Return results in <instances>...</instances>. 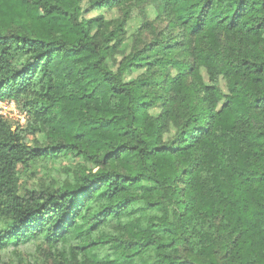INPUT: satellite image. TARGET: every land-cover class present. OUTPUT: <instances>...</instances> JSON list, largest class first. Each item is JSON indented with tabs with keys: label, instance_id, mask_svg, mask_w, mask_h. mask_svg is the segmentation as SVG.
I'll return each mask as SVG.
<instances>
[{
	"label": "trees",
	"instance_id": "obj_1",
	"mask_svg": "<svg viewBox=\"0 0 264 264\" xmlns=\"http://www.w3.org/2000/svg\"><path fill=\"white\" fill-rule=\"evenodd\" d=\"M87 2L118 15L0 0V100L32 119L0 117V251L42 240L67 248L57 264H264V0ZM35 128L46 140L30 146ZM69 153L73 180L19 189L20 167Z\"/></svg>",
	"mask_w": 264,
	"mask_h": 264
},
{
	"label": "rangeland",
	"instance_id": "obj_2",
	"mask_svg": "<svg viewBox=\"0 0 264 264\" xmlns=\"http://www.w3.org/2000/svg\"><path fill=\"white\" fill-rule=\"evenodd\" d=\"M88 0H80L81 14L85 18L103 15L106 18H116L118 13L117 10H106V9H91ZM138 10L137 7L132 8V12L136 14ZM147 17L149 19L154 18L153 9L150 6L145 8ZM140 21L136 18L131 21V24H127L125 26L126 37L122 42L119 50H124L127 52L129 50V45L132 40V33L139 26ZM158 26L164 24V22L156 23ZM115 58L119 59L120 55H115ZM107 64L112 69L115 68V62L111 59H107ZM173 73V72H172ZM203 82L208 84V77L201 70ZM216 85L223 92H227L226 88V80L223 77H219ZM155 110V109H153ZM150 110V113H154L155 111ZM157 112V111H156ZM32 125V119L29 117L26 124L23 128ZM174 129L171 128L168 133H166L163 137L167 138L173 134ZM46 140L45 133L40 128H35L34 130L26 131V142L30 146H34L36 141L44 142ZM83 164V161L80 157L74 155L73 153H69L66 156L59 157L56 159H39L36 161H31L25 168L18 169V177H19V189L21 191L33 190L40 186L51 185V186H60L69 180H73L74 170L80 165ZM115 225L111 224L107 231L113 232L115 230ZM74 245V243H73ZM62 249V252H61ZM64 246L56 245V246H48L42 240H33L25 245L17 246V247H9L5 250L0 251V264H57L53 263L60 259V255H68ZM109 255L111 250L105 249ZM61 252V253H60ZM60 254V255H59ZM104 256V255H103Z\"/></svg>",
	"mask_w": 264,
	"mask_h": 264
},
{
	"label": "built area",
	"instance_id": "obj_3",
	"mask_svg": "<svg viewBox=\"0 0 264 264\" xmlns=\"http://www.w3.org/2000/svg\"><path fill=\"white\" fill-rule=\"evenodd\" d=\"M0 117L11 120L19 126H23L26 120V112L20 110L15 101L11 99L0 100Z\"/></svg>",
	"mask_w": 264,
	"mask_h": 264
}]
</instances>
